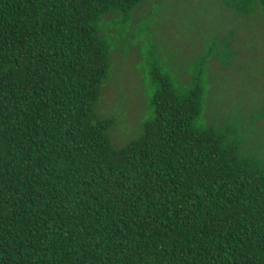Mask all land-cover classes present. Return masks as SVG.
<instances>
[{
    "label": "trees",
    "instance_id": "trees-1",
    "mask_svg": "<svg viewBox=\"0 0 264 264\" xmlns=\"http://www.w3.org/2000/svg\"><path fill=\"white\" fill-rule=\"evenodd\" d=\"M141 1L0 0V264H264V157L203 112L220 53L179 85L137 47L149 114L111 144L95 106Z\"/></svg>",
    "mask_w": 264,
    "mask_h": 264
},
{
    "label": "rangeland",
    "instance_id": "rangeland-1",
    "mask_svg": "<svg viewBox=\"0 0 264 264\" xmlns=\"http://www.w3.org/2000/svg\"><path fill=\"white\" fill-rule=\"evenodd\" d=\"M132 13L135 35L123 34L115 42L95 106L110 122L111 144L134 138L149 114L146 61L137 47L141 54L154 46V60L179 85L185 84L181 79L191 61L210 48L222 59L209 56L203 64L204 116L244 135L264 157V17L240 15L223 0H144ZM115 30L105 29L113 39Z\"/></svg>",
    "mask_w": 264,
    "mask_h": 264
}]
</instances>
